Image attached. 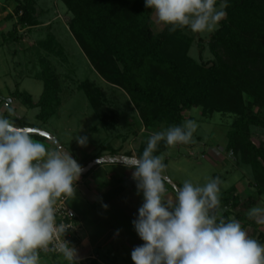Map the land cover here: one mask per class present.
<instances>
[{"label": "rangeland", "instance_id": "1", "mask_svg": "<svg viewBox=\"0 0 264 264\" xmlns=\"http://www.w3.org/2000/svg\"><path fill=\"white\" fill-rule=\"evenodd\" d=\"M33 1L36 9L35 16L39 23L36 26H24L19 22L22 12L20 15L15 13L17 0H0V113L7 116L8 108L12 107L15 109V116L12 118L19 126L32 128L33 124L41 125V129L54 134L83 167L99 158L110 160L118 155L142 154L150 136L167 129L168 126L165 123H159L156 128L148 127L142 114L148 109L140 111L131 95L123 87L111 83L93 67L73 31L70 23L73 15L64 0ZM10 14L13 17H10ZM153 21V29L156 33L166 27L157 20L155 12ZM218 28L219 24L212 31L203 33H194L189 28L185 31L195 40L190 50L193 57L199 59L202 52L203 60L215 58L210 48V41L212 34ZM11 33L13 35H10ZM6 36H9V39H5ZM50 39L54 40L53 50L48 51L43 44ZM49 66L52 71L48 74H52L51 78L58 81L56 83L60 88L58 96L60 103L55 107L54 114L49 118L48 123L44 125L37 117L39 107L29 106L23 102V99L25 95H29L35 103L38 102L44 91V72ZM87 80L93 87L85 89L84 84ZM94 88L101 90L103 94V97L100 96L103 105L98 109L94 108L93 102L87 96V91L91 93ZM14 92L19 93L21 97L13 95ZM185 117L186 120H194L197 124L192 141L174 147H162L164 142H161L154 153L157 155L162 147V153L159 155L164 157L167 165L166 174L175 185L182 186L185 181H190L195 185L203 186L210 179L219 176L222 180L221 197L229 194L234 188L240 187L245 190L250 183H254L251 169L238 166L225 152L226 132L234 121L232 115L216 113L209 116L204 114L201 106H198L186 111ZM79 134L87 136L86 146L79 145L75 139ZM253 140L259 145L261 141H264V132H254ZM44 143L50 149L56 148L49 139ZM125 170L127 167L121 164L115 166L102 163L88 173L97 182L94 186L90 182L92 184L90 186L98 190L106 186L112 188L110 195H107L105 199H115L110 208L117 216V218L113 215L106 217L111 223L108 220L107 222L98 220V217L94 219L93 214L89 215V218L92 219L91 223L97 226V232L100 234L115 225H124L130 231L133 229L134 233H125L126 237L121 239V241L127 239L132 243L135 237L139 236L133 221L137 219L138 210L144 200L143 194H138L137 189L122 190L124 183L121 184L118 177ZM166 187L169 189V194L174 195L172 185L169 184ZM253 191L248 192L256 199L252 207L264 206V195L259 196L254 189ZM241 193L242 200H247L245 192ZM67 201L71 207L84 210L81 188L76 187L75 196L68 198ZM252 207L247 209L240 206L237 209L243 217L248 218H242L239 221L250 224L251 227L255 225L248 216ZM220 211L222 214L225 207L221 206ZM262 228L255 227L256 230L264 231V226ZM77 231L78 226L73 235H76ZM251 232L253 228L249 229L250 237ZM255 233L258 234L256 231ZM255 237L254 239L257 240L258 235ZM73 240L74 238L71 239L72 245ZM135 245L140 246L137 243ZM111 246L110 244L106 247L101 246L98 252L101 255L107 254ZM118 254L129 261L125 251L119 250ZM110 256L114 261L113 255L110 254Z\"/></svg>", "mask_w": 264, "mask_h": 264}, {"label": "clouds", "instance_id": "2", "mask_svg": "<svg viewBox=\"0 0 264 264\" xmlns=\"http://www.w3.org/2000/svg\"><path fill=\"white\" fill-rule=\"evenodd\" d=\"M159 22L170 31L189 28L194 33L212 31L227 15V0H145ZM10 104L11 101L9 100ZM15 109L0 113V264H41L40 251L54 244L69 264H79L77 249L65 239L67 230L56 222L55 205L72 198L83 166L63 146L50 149L33 138V129L19 126ZM197 130L186 120L150 136L142 154L118 155L105 163H123L134 169L143 204L133 221L145 242L131 253L135 264H264V244L251 238L239 220L221 214L219 176L203 186L185 181L172 185L162 155L169 147L188 144ZM86 146L87 136L75 138ZM102 158L98 160L101 163ZM105 208L108 205H104ZM248 216L264 224V206L252 207Z\"/></svg>", "mask_w": 264, "mask_h": 264}, {"label": "trees", "instance_id": "3", "mask_svg": "<svg viewBox=\"0 0 264 264\" xmlns=\"http://www.w3.org/2000/svg\"><path fill=\"white\" fill-rule=\"evenodd\" d=\"M64 2L73 15V31L93 67L123 87L140 111L148 109L142 113L148 127L179 125L186 120L185 112L198 106L209 116L232 115L225 152L238 165L251 169L252 185L259 196L264 195V141L258 145L253 140L254 132H264V0H227V17L210 41L215 58L208 61L202 59V52L201 60L190 54L195 40L185 33L187 27L170 31L171 26L166 25L156 33L154 10L145 6V0ZM35 12L33 0H17L15 13L20 15L21 24L38 25ZM53 42H45V49L53 50ZM50 71L51 66L44 72V91L38 102L29 95L23 99L25 104L39 107L37 117L44 125L60 103L58 81L51 78ZM84 87L93 85L87 80ZM13 95L21 97L17 92ZM87 96L95 109L102 107L101 90L94 88ZM33 138L42 143L48 140L39 134ZM220 198L238 220L248 218L237 209H248L256 202L253 196L242 200L234 189ZM231 215L227 211L223 217ZM249 220L258 226L255 219ZM257 240L264 244L263 232Z\"/></svg>", "mask_w": 264, "mask_h": 264}, {"label": "crops", "instance_id": "4", "mask_svg": "<svg viewBox=\"0 0 264 264\" xmlns=\"http://www.w3.org/2000/svg\"><path fill=\"white\" fill-rule=\"evenodd\" d=\"M106 164L113 165L112 163H106ZM120 164L123 167H125L123 163H120ZM125 171L122 172V175L120 177H118V181H120L121 184L124 183V186H125V187L123 186L122 190L133 191L137 189V181L133 178V175H132L134 169L127 168V170ZM88 176L89 174L86 177H84L86 179L80 178L76 186V187L81 188L84 210L83 209L77 210L71 207L67 203L68 206L72 208L77 214L76 225L78 226V231L76 235H74L73 237L74 238L73 246L77 249L79 264H135V262L132 260L131 253L134 250V248L137 247L135 244L137 243V244L142 245L143 240L138 236V238L135 237L132 243H130L127 239L121 241V239H123L124 236L126 237L125 233L126 234H129L131 232L134 233L133 229L132 231H130L124 225H119V226L115 225L113 227L110 224L112 228H108L106 232L100 234V232H97V226L94 223H91L92 219L89 218V215H92V214H93L92 217H95L94 219L98 217V220H105L106 222L107 220L109 221V219L106 218L108 215H111V216L113 215L115 218H117V216L116 214L113 213L112 208H110V205L114 202L115 199L112 198L111 199L112 201L108 200V198L105 199V197H108L107 195H110L112 188L111 187L109 188V186H106L102 190H98L95 187L90 186L91 184L90 182H92L93 186L96 185L97 182L94 181V178L92 176L91 177L90 176L88 177ZM251 177L253 176L251 175ZM251 177L249 176V178ZM110 179H113V178H110ZM253 189L256 191L255 187L252 185V183H250L247 187H245V190L240 189V187H238V189L234 188V193L235 195L240 196L242 199L243 196L241 192H245L247 198H249L250 196H253V195L248 194V192H254ZM105 204L108 205L107 208L104 207ZM221 206L225 207V211L222 214H224L227 211H230L232 213L230 218H232L233 216L234 219H237L235 218V212L227 204H221ZM109 223L111 222L109 221ZM240 223L247 230V232H249V229L253 228V232H251V238L255 237L256 235L255 231L258 232L257 234L258 236L261 232L264 233V231L262 230L259 231L258 229L257 230L255 229V227H258L261 229L264 226V225L262 226V224H259L258 226L252 224L254 227L253 226L251 227L249 226L250 224L242 223L241 221ZM109 244L112 245L111 250L108 251L107 254L101 255L100 252H98V248H100L101 246L106 247ZM119 250H123L126 252L125 256L126 258L129 259V261L127 259L122 258L121 256H118ZM110 254L113 255L114 261L111 260ZM40 260H41V264H69V262L66 261L63 256H57V255L41 254Z\"/></svg>", "mask_w": 264, "mask_h": 264}, {"label": "built area", "instance_id": "5", "mask_svg": "<svg viewBox=\"0 0 264 264\" xmlns=\"http://www.w3.org/2000/svg\"><path fill=\"white\" fill-rule=\"evenodd\" d=\"M56 222L57 224H63L65 229L67 230L65 239L71 242V239L74 237L73 233L74 230L76 229V222L75 218L77 217L76 212L70 208L67 204V197H61L56 205ZM64 242V236L61 235L57 241H54L53 245H50L48 249L46 250H41V254L45 255H57V256H62L58 251L55 250V245L59 243Z\"/></svg>", "mask_w": 264, "mask_h": 264}, {"label": "water", "instance_id": "6", "mask_svg": "<svg viewBox=\"0 0 264 264\" xmlns=\"http://www.w3.org/2000/svg\"><path fill=\"white\" fill-rule=\"evenodd\" d=\"M32 129H33V134H39V135H41V136H44V137H46V138H48L49 140H51L54 144H55V146L57 147V146H63V148H64V150L66 151V152H68L69 154H71L72 156H73V158L74 159H76V157L69 151V149L68 148H66L60 141H59V139L54 135V134H52V133H49V132H47V131H45V130H43V129H41V128H37V127H32ZM101 158H99V159H96V160H94V161H92V162H90L87 166H85V167H83L84 168V171H83V173H82V176H84V175H87L93 168H94V166H96V165H98V164H102V163H105V161H107V159H105V158H102V161H101V163H98V160H100ZM77 160V159H76ZM171 181V180H170ZM171 185H175L172 181H171V183H170ZM177 186V185H176Z\"/></svg>", "mask_w": 264, "mask_h": 264}]
</instances>
